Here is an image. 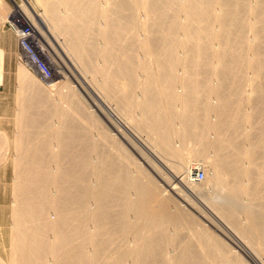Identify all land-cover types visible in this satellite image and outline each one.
<instances>
[{"label": "bare ground", "instance_id": "1", "mask_svg": "<svg viewBox=\"0 0 264 264\" xmlns=\"http://www.w3.org/2000/svg\"><path fill=\"white\" fill-rule=\"evenodd\" d=\"M36 2L42 19L24 4L7 13L0 0L1 23L23 14L53 28L158 150L209 159L224 193L208 202L211 220L264 261V0ZM18 33L14 131L0 132V167L11 171L0 264H248L173 195L170 179L117 143L111 153L108 130L97 139L102 121ZM2 58L0 48V70ZM188 172L170 178L195 187Z\"/></svg>", "mask_w": 264, "mask_h": 264}, {"label": "rangeland", "instance_id": "2", "mask_svg": "<svg viewBox=\"0 0 264 264\" xmlns=\"http://www.w3.org/2000/svg\"><path fill=\"white\" fill-rule=\"evenodd\" d=\"M4 2L7 5V13L10 9H21V4H24L32 8L39 19L43 18V16H40L43 14V9L36 0H4ZM35 21L36 23H33L32 20L26 18L25 15L23 16V14L20 18H9V21H6L5 23H1L0 21V48L3 50L2 69L0 70V132L9 138L13 135L14 129L12 118L15 107L14 94L17 87V67L19 63V59L17 58V45L19 44L17 30L29 25L30 29L32 28L30 36L23 41V43L31 53L32 56L30 57L32 59L36 58L35 60H38L36 63L40 64L42 68H46L47 64L49 65L51 63L50 67H52V69H59L63 73L68 85L75 89L78 96L88 105V107H90L89 110H92L94 116L100 120L99 122L102 121L99 129L95 128L94 125L92 128L95 136L98 134L97 139H99V135L104 132V130H108L110 135L114 136L115 134L113 139H110L111 153H115L114 147L117 143L123 146L131 155L139 160L144 169L150 175L156 179L161 175L167 177L168 180L170 179L172 182L171 185H175L177 188L173 195L175 194V197L179 200L181 199L180 201L182 204H185L190 211H192L197 217L201 218L205 224H208L210 230L214 232L218 238L223 240L228 246H232L236 249L241 258L246 260L248 264H255V261L259 262L260 259L254 255V252L250 247H245L243 242L237 243L233 239L234 235L229 228L220 227L215 220H211V216L209 215L211 208L208 202L212 199H217L220 195L221 197L224 195V193L219 192L218 188L214 186L215 182L212 162L209 159L204 161V159L198 158L197 160V157L195 158L186 153L184 154L183 159H178L158 150L150 133L137 128L135 121H133L129 113L120 110L118 106L114 104V101L107 98L105 93L99 88L97 82H93L94 79L83 68L79 60L71 55L69 50L66 49L62 36H58L55 31H52L53 28L45 30L40 22L38 23V20ZM10 22H12V25ZM42 47L44 49L40 52L39 48ZM244 84L243 91L246 93L248 89H250V86L246 83ZM94 97L104 101L113 113L112 117L97 105ZM262 110L261 116L264 117V108ZM135 118L137 117L135 116ZM77 121H82L83 124H86V121L80 117H77ZM103 125L105 126V129ZM177 146L179 147L180 145ZM190 147L191 145H186V151L190 149ZM185 149H182V151L186 152ZM197 162L199 165H196ZM2 167L3 166L0 167V234L1 231H8L7 228L9 227L10 221V189H8V186L10 183L11 171L9 166H4L3 168L7 167L4 170ZM190 169L193 173L201 170L205 174L204 179L200 181L195 180L196 183H198L195 187L188 186L183 180L182 183L179 184L177 183V180L170 178L171 175H176L179 176L178 179H181L186 175L187 171L190 173ZM202 212H204L205 215L200 217L199 214H202ZM213 215L217 217L215 213H213ZM5 232L3 233L6 239L8 238V235H5L7 233ZM238 240L240 239L238 238ZM2 254L3 251L0 248V255L2 256ZM261 259L264 260V257H261ZM261 263L264 264V261Z\"/></svg>", "mask_w": 264, "mask_h": 264}, {"label": "built area", "instance_id": "3", "mask_svg": "<svg viewBox=\"0 0 264 264\" xmlns=\"http://www.w3.org/2000/svg\"><path fill=\"white\" fill-rule=\"evenodd\" d=\"M19 30L20 31L17 30V32L21 33L20 37H22V40L25 41L30 36L31 29H30L29 25H26L25 27H22ZM192 174H193V177L195 178V180H198V181L203 179V177H204V172L201 170L200 171L198 170Z\"/></svg>", "mask_w": 264, "mask_h": 264}]
</instances>
